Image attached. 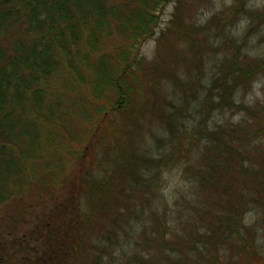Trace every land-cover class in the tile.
I'll return each mask as SVG.
<instances>
[{"label": "trees", "instance_id": "obj_1", "mask_svg": "<svg viewBox=\"0 0 264 264\" xmlns=\"http://www.w3.org/2000/svg\"><path fill=\"white\" fill-rule=\"evenodd\" d=\"M183 1L0 0V238L20 236L24 264H264L246 220L264 212V108L236 98L264 57L236 47L226 11L198 25ZM225 110L244 117L210 123ZM154 120L160 147L142 148Z\"/></svg>", "mask_w": 264, "mask_h": 264}, {"label": "rangeland", "instance_id": "obj_2", "mask_svg": "<svg viewBox=\"0 0 264 264\" xmlns=\"http://www.w3.org/2000/svg\"><path fill=\"white\" fill-rule=\"evenodd\" d=\"M235 1L236 0H184L183 8L184 12H186V15L191 16L190 19L196 21L195 23L198 25L205 23L212 16H221V13L226 11L225 14L229 15L227 26L231 30L228 31L227 34L229 36L234 34V37L236 38V47H244V50H248L251 56L264 57V23L260 24L257 22V20L252 22V20H249L251 18L248 17L251 15L248 14L247 11H244V8L259 13L260 11H264V0H240V11L232 13V8ZM174 10L175 3L171 2L166 5L163 10L156 12L157 15L161 16L159 28L166 27L169 24V20L172 18ZM249 24L253 25V27H249ZM117 37V32H114L110 39L114 40ZM213 43L214 44L210 49H206V53L209 51L211 52L206 55L207 60L212 59L215 53H217L216 48H220L217 41ZM155 52L156 40L151 37L142 44L140 56H144L148 60H151L154 57ZM221 54H223V50L221 51ZM212 62L213 61H211L210 64L208 60L206 67H213L214 64H212ZM172 89L173 88L171 87L170 91ZM236 98L238 101H244L247 105L259 103L260 108H264V73H261L257 78H255V80L248 87H240L238 89ZM197 114L200 115L199 113ZM242 117H244V113L242 111H217L215 112L213 120H211L210 123L214 124L215 121L221 123L222 121L228 119L237 122L241 120ZM160 130L161 129L157 120L153 121L151 127H146V129L143 131V136L140 138V144L142 148L155 150L156 148L160 147V144H157L156 142V139L160 138ZM180 166L181 165L179 163L172 164L169 168L165 169L161 175V178H163L161 191L165 195L167 199L165 202L169 206L170 204H173L174 200L176 199L178 194L177 191L179 189L184 190L186 187L185 180L182 179L184 177L182 176ZM28 200L32 201V199ZM5 204V202L0 204V212L5 215L13 212L14 208L7 207L8 205ZM146 218L147 216H145L143 219ZM246 220L250 223L257 222L258 244L260 246L261 254H264V212L260 210V214H257V212L254 210L247 215ZM146 221L151 223L150 218L146 219ZM20 233H22V231H20ZM132 240L133 237L130 238V241ZM118 255H120V252L117 250L116 256Z\"/></svg>", "mask_w": 264, "mask_h": 264}, {"label": "flooded vegetation", "instance_id": "obj_3", "mask_svg": "<svg viewBox=\"0 0 264 264\" xmlns=\"http://www.w3.org/2000/svg\"><path fill=\"white\" fill-rule=\"evenodd\" d=\"M8 234H6L7 236ZM2 233L0 238V264H24L22 258H24L23 248L24 241L18 237H6Z\"/></svg>", "mask_w": 264, "mask_h": 264}]
</instances>
